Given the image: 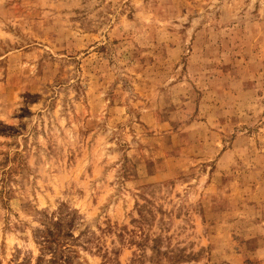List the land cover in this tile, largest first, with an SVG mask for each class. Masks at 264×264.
Segmentation results:
<instances>
[{"label": "rangeland", "instance_id": "obj_1", "mask_svg": "<svg viewBox=\"0 0 264 264\" xmlns=\"http://www.w3.org/2000/svg\"><path fill=\"white\" fill-rule=\"evenodd\" d=\"M0 264H264V0H0Z\"/></svg>", "mask_w": 264, "mask_h": 264}]
</instances>
